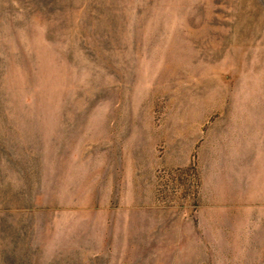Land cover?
Returning a JSON list of instances; mask_svg holds the SVG:
<instances>
[{
    "label": "rangeland",
    "instance_id": "obj_1",
    "mask_svg": "<svg viewBox=\"0 0 264 264\" xmlns=\"http://www.w3.org/2000/svg\"><path fill=\"white\" fill-rule=\"evenodd\" d=\"M0 264H264V0H0Z\"/></svg>",
    "mask_w": 264,
    "mask_h": 264
}]
</instances>
